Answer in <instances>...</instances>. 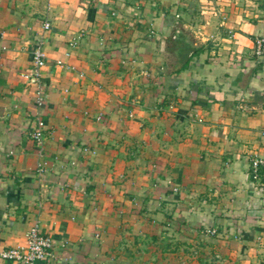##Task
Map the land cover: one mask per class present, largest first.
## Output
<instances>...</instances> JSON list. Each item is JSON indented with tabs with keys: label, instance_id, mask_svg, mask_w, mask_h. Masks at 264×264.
I'll return each mask as SVG.
<instances>
[{
	"label": "crops",
	"instance_id": "crops-1",
	"mask_svg": "<svg viewBox=\"0 0 264 264\" xmlns=\"http://www.w3.org/2000/svg\"><path fill=\"white\" fill-rule=\"evenodd\" d=\"M258 36L264 0H0V250L39 220V264H264Z\"/></svg>",
	"mask_w": 264,
	"mask_h": 264
},
{
	"label": "built area",
	"instance_id": "built-area-1",
	"mask_svg": "<svg viewBox=\"0 0 264 264\" xmlns=\"http://www.w3.org/2000/svg\"><path fill=\"white\" fill-rule=\"evenodd\" d=\"M45 30L52 27L50 21L43 24ZM254 53L257 56L264 55V37H256ZM34 67L27 77L31 80L39 81L41 68L46 64V53L44 49V38L38 40L34 50ZM38 96L42 100L43 94L39 87ZM44 120L38 117L36 125L31 133L39 146H43L45 140ZM251 174L254 180H264V157L255 155L250 159ZM205 233L214 235L218 227L204 230ZM55 243L51 235L45 233L39 220H36L28 230V243L26 246L6 247L0 250V259L13 261L17 264H39L41 261L54 256Z\"/></svg>",
	"mask_w": 264,
	"mask_h": 264
}]
</instances>
